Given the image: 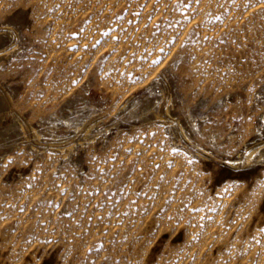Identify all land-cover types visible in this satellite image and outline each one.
<instances>
[{
  "label": "rangeland",
  "instance_id": "1",
  "mask_svg": "<svg viewBox=\"0 0 264 264\" xmlns=\"http://www.w3.org/2000/svg\"><path fill=\"white\" fill-rule=\"evenodd\" d=\"M0 264H264V0H0Z\"/></svg>",
  "mask_w": 264,
  "mask_h": 264
},
{
  "label": "bare ground",
  "instance_id": "2",
  "mask_svg": "<svg viewBox=\"0 0 264 264\" xmlns=\"http://www.w3.org/2000/svg\"><path fill=\"white\" fill-rule=\"evenodd\" d=\"M252 154H253V153H252ZM249 157H250V156H249ZM250 159H251V158H250ZM5 235H6V234H5ZM12 235H13V234H12ZM14 236L16 237V235H14ZM14 236H13V237H14ZM6 237H8V235H6ZM17 238H18V236H17ZM10 239H11V241H10ZM10 239H9L10 242L14 241V240H12V238H10ZM13 239H15V238H13ZM3 240H4V239H3ZM19 240H20V239H19ZM17 242H18V240H17ZM17 242H16V243L14 242V244L17 245V244H18ZM19 242H20V241H19ZM4 243H5V242H4ZM8 243H9V242H8ZM9 244H11V243H9ZM12 245H13V243H12Z\"/></svg>",
  "mask_w": 264,
  "mask_h": 264
}]
</instances>
